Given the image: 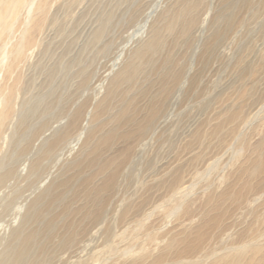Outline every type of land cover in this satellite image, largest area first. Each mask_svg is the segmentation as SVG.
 I'll return each mask as SVG.
<instances>
[{
	"label": "rangeland",
	"instance_id": "374dc122",
	"mask_svg": "<svg viewBox=\"0 0 264 264\" xmlns=\"http://www.w3.org/2000/svg\"><path fill=\"white\" fill-rule=\"evenodd\" d=\"M7 263L264 264V0H0Z\"/></svg>",
	"mask_w": 264,
	"mask_h": 264
},
{
	"label": "bare ground",
	"instance_id": "6f19581e",
	"mask_svg": "<svg viewBox=\"0 0 264 264\" xmlns=\"http://www.w3.org/2000/svg\"><path fill=\"white\" fill-rule=\"evenodd\" d=\"M128 74H126V76H127ZM51 109V106H50V104H48L47 103V106L45 107V109H44V112L45 111H47V110H50ZM185 187V186H184ZM7 253V252H6ZM4 262V261H3ZM8 264V263H7Z\"/></svg>",
	"mask_w": 264,
	"mask_h": 264
}]
</instances>
